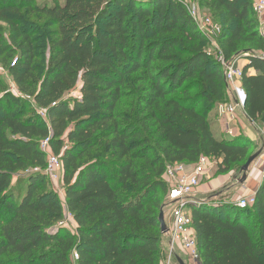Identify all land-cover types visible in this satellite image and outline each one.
<instances>
[{"label":"trees","instance_id":"16d2710c","mask_svg":"<svg viewBox=\"0 0 264 264\" xmlns=\"http://www.w3.org/2000/svg\"><path fill=\"white\" fill-rule=\"evenodd\" d=\"M183 1L0 0V65L10 78L0 75V264H161L167 167L204 157L227 174L245 164L251 140L211 130L209 114L230 93ZM207 7L221 21L225 60L264 51L251 0ZM242 73L243 111L257 123L264 62L248 55ZM46 139L61 159L75 232L58 226ZM256 196L242 211L227 201L189 207L202 264H264Z\"/></svg>","mask_w":264,"mask_h":264},{"label":"built area","instance_id":"2783aa9c","mask_svg":"<svg viewBox=\"0 0 264 264\" xmlns=\"http://www.w3.org/2000/svg\"><path fill=\"white\" fill-rule=\"evenodd\" d=\"M185 9L187 8V14L194 22L197 30L202 33L211 43V54L221 67L223 77L228 86L230 93V102L225 105L222 114L225 116L224 134L231 137L235 135L233 126L235 125L236 112L243 110L246 95L241 87V80L243 77L242 68L237 67L236 61L225 60L221 53L218 44L213 41L214 38L221 34V28L215 24L210 18L200 17L198 10L189 8L183 1ZM252 11L258 16V34L264 40V0H251ZM259 60L264 62V51L257 54H252ZM0 75L7 76L6 72L0 69ZM11 91H15L11 86ZM45 110H40L39 115L45 119ZM264 118V115H263ZM254 130L258 135L264 139V120L262 122L253 123ZM41 150L46 154V166L44 173L48 181L52 184L61 182L62 185V163L58 156H55L49 150L48 139L41 142ZM209 165L216 166V161L201 157L193 165L175 164L169 166L166 169L165 181L167 183L168 191L166 196V202L163 205V212L167 214L170 220V226L168 228V237L170 245L167 251V255L162 261V264H177L174 256V246L178 244L184 253V264H202L200 255L197 248L195 233L192 227V221L190 217L189 207L198 206L192 201V195L199 187L200 181ZM190 166V170L187 169ZM257 166L258 173L263 185V190L260 194L262 206L264 208V144L262 145L260 156L251 165V167ZM56 191V190H55ZM58 192L63 193V188ZM57 193V192H56ZM257 201V196L251 194L236 200L233 205L236 209L242 211L251 208ZM165 215V214H164ZM59 227L71 230H76L74 221L71 215L67 212L63 217V220L59 223ZM72 226H74L72 228ZM78 259L76 254H73V261Z\"/></svg>","mask_w":264,"mask_h":264},{"label":"crops","instance_id":"0c3cea01","mask_svg":"<svg viewBox=\"0 0 264 264\" xmlns=\"http://www.w3.org/2000/svg\"><path fill=\"white\" fill-rule=\"evenodd\" d=\"M244 66V63L242 61L240 67L242 68ZM229 104V101L226 104L219 105L216 107L208 116L209 122L211 124V130L214 133H218L221 135V139H232L238 134H243L247 138L251 140V143H253L256 139L254 138L255 134L257 136L258 133L253 130L254 132H250L245 124V121L250 123L248 118L246 117L243 110H239L236 112V122L233 126V129L235 131V135L229 137L226 134H224V127H225V116L222 114V111L225 107V105ZM264 113L260 116L257 122H262L264 120L263 118ZM250 125L254 127L253 123L251 122ZM256 132V133H255ZM261 140V144H264V139H262L259 136ZM260 144V145H261ZM187 169L190 170V166H187ZM257 166H253L250 168V170L247 173V177L243 184H239L237 179H240V176L237 178L235 177V172L231 171L227 174H215L214 173V167L212 165L207 168V172L205 173V176L202 177L199 187L195 190L194 194L192 195V201L196 203L195 205H204L203 203H209V202H215V201H227L229 204H233L236 200L239 198L249 196L251 194L258 195L261 194L263 190V185L261 184V179L258 173ZM237 176V175H236ZM230 180L233 181L231 185L228 186L227 182ZM236 187L234 192L231 195L223 194L227 189ZM167 196V195H166ZM222 197H225L226 199H221ZM60 198V197H59ZM60 203L63 208L64 216L67 213L66 207H65V196H62V200H60ZM190 210V209H189ZM168 224L165 220V224L167 228H169L170 220L168 219ZM75 226V223H74ZM72 226V228L74 227ZM71 232H75L74 230H71ZM170 245L168 234L165 236V238L162 239L161 242V248L163 250V253L166 257L167 251ZM174 256L176 258H180L182 261L184 258V253L181 250L180 246L176 244L174 246ZM162 264V262H161ZM174 264V263H173Z\"/></svg>","mask_w":264,"mask_h":264},{"label":"rangeland","instance_id":"374dc122","mask_svg":"<svg viewBox=\"0 0 264 264\" xmlns=\"http://www.w3.org/2000/svg\"><path fill=\"white\" fill-rule=\"evenodd\" d=\"M49 0H37V2L38 3H44V2H48ZM211 0H184V3L187 5V7H188V9L189 8H196L197 10H198V14H199V16L200 17H207V18H210L215 24H217L218 26H221L220 25V23H221V21H220V19L219 18H217V16L207 7V3H209ZM249 3H250V0H247ZM186 11H187V8H186ZM249 19L250 20H252V21H254V22H257L258 23V21H259V18H258V16L251 10V12H250V16H249ZM221 28V27H220ZM223 28H224V26H223ZM5 29V27L0 23V32H2L3 30ZM213 41H215L216 42V38H214L213 39ZM217 43V42H216ZM211 50H209V52H210ZM211 53H212V51H211ZM257 53H259L258 51H256V50H248V51H246V52H241L240 54H238L237 56H236V58L234 59V61H236V66L237 67H240V65H241V63H242V61H243V63L245 64V59H246V57L248 56V55H252V54H257ZM39 62V61H38ZM0 69H2V67H1V65H0ZM7 83H9L10 82V78L8 77V75L7 76H5V75H2L1 76ZM239 111V110H238ZM249 120V119H248ZM250 121V120H249ZM259 121V120H258ZM250 123H251V121H250ZM250 123H248L247 121H245V124H246V126H247V128H248V130L251 132H254L253 130H254V128L250 125ZM258 123V122H257ZM256 123V124H257ZM260 123V122H259ZM220 132L218 131V133H214L213 132V134H214V136L217 138V139H221L220 137H221V135L222 134H219ZM256 133V132H255ZM254 138L256 139L253 143H251L252 145V149L249 151V153H248V156H250V155H252V154H254L255 152H257L258 150H260V148L262 147V145L263 144H261V140H260V138H259V136H257L256 134H255V136H254ZM261 144V145H260ZM241 166L242 165H239V167L237 168V170H236V172H235V174L237 175V176H240L239 175V172H240V168H241ZM251 168V167H250ZM250 168H249V170H250ZM214 173L215 174H217L218 172H217V165L216 166H214ZM47 181H48V179H47ZM232 180H231V182H230V180L227 182V184H228V186L229 185H231L232 184ZM48 184H49V187L52 189V190H56L55 192H57V195H58V197H60L59 199L60 200H62V196H63V193H60V192H58L59 190H61L62 189V185H61V182H58L57 184L55 183V184H52V183H50L49 181H48ZM236 189V187H233V188H229V189H227L223 194H226V195H231L233 192H234V190ZM221 199H226L225 197H222ZM165 200H166V198H165ZM166 202V201H165ZM165 204V203H164ZM233 213H235L234 211H233ZM165 214V220H166V222H167V224L169 223L168 222V216H167V214L166 213H164ZM169 226H170V224H169ZM183 260H185L186 261V259H185V257L183 258Z\"/></svg>","mask_w":264,"mask_h":264},{"label":"water","instance_id":"95a60500","mask_svg":"<svg viewBox=\"0 0 264 264\" xmlns=\"http://www.w3.org/2000/svg\"><path fill=\"white\" fill-rule=\"evenodd\" d=\"M261 149L258 150L257 152H255L254 154H252L251 156L248 157V159L246 160L245 164L240 168V179L238 181L239 184H243L246 177H247V173L249 171V168L251 167V165L256 161V159L260 156L261 153ZM238 176L235 175L234 178H237ZM158 222L160 224V230H161V234L164 236H167L168 234V228L165 224V215L163 212V208H161L160 212H159V216H158ZM176 262L177 264H184L183 261L180 258H176Z\"/></svg>","mask_w":264,"mask_h":264}]
</instances>
